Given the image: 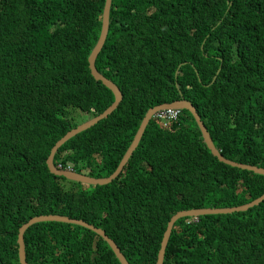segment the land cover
<instances>
[{
	"label": "trees",
	"instance_id": "1",
	"mask_svg": "<svg viewBox=\"0 0 264 264\" xmlns=\"http://www.w3.org/2000/svg\"><path fill=\"white\" fill-rule=\"evenodd\" d=\"M105 2L0 0V264H21L20 227L50 214L102 228L129 264H156L177 212L264 194V174L220 161L187 109L168 125L154 116L108 184L50 171L54 145L115 100L89 64ZM96 67L122 101L61 146L56 166L111 176L147 111L184 97L222 155L264 168V0H113ZM24 239L28 264H122L78 224L38 222ZM164 264H264V201L179 219Z\"/></svg>",
	"mask_w": 264,
	"mask_h": 264
},
{
	"label": "water",
	"instance_id": "2",
	"mask_svg": "<svg viewBox=\"0 0 264 264\" xmlns=\"http://www.w3.org/2000/svg\"><path fill=\"white\" fill-rule=\"evenodd\" d=\"M113 0H106L105 6L103 9V15H102V28H101V33L99 36V39L93 48L90 56H89V64H90V69L92 75L95 77L96 80H100L105 84L108 88H110L113 93L115 94V100L109 106L104 112L99 114L98 116H95L93 118H90L80 125H78L76 128H73L70 130L65 136H63L52 148L50 156L47 160L48 167L50 171L53 174L59 175V176H65L69 180H74L77 182H82L90 185H103V184H108L112 180H114L117 176H119L120 172L124 169L126 164L128 163L130 157L132 156L134 150L137 148L139 145V142L145 133V130L150 122V120L156 116V114L163 109H169V108H176V109H187L189 110L195 117L201 131H202V136L207 144L208 148L210 151L215 155L220 161L229 164L234 167H239L242 169H248L250 171H254L255 173L259 174H264V168L261 167L260 165H251V164H243L231 159L226 158L220 150L217 148L215 145L211 134L202 121L196 107L193 105V103L184 98L181 97L180 100H177L173 103H165L162 105H158L155 107L150 108L145 117L143 118L140 127L131 143L129 146L128 150L126 151L123 159L121 160L118 168L116 171L109 177H94V176H89L86 174H82L79 172H76L73 169L70 168H61L60 166H56L54 163L55 155L59 148L63 146L68 140H70L72 137L75 135L81 133L82 131L87 130L88 128L92 127L93 125L97 124L101 119L106 118L109 114H111L119 105V103L122 101L123 94L119 86L110 78H107L105 75H103L102 72H100L97 67H96V59L98 57V54L102 50L106 39L107 35L109 32V27H110V13H111V7H112ZM178 74V71L176 72ZM262 201H264V194L257 199L253 200L250 203L241 205V206H235V207H226V208H215V207H206V208H200V209H190V210H182L177 212L172 218L170 219L167 229L164 233L163 240L161 243V248L158 253V259L156 264H164V258H165V253L166 249L171 237V233L173 231L175 223L183 218V217H193L196 218L200 215H208V214H228V213H234V212H239V211H247L248 209L259 205ZM44 221H57V222H66V223H73V224H78L84 227H87L99 235H101L111 246V248L114 250L116 256L120 259L122 264H129L128 260L122 253L121 249L118 247V245L114 242L113 239H111L103 230L102 228H99L93 224H89L88 222L81 220V219H75V218H70L69 216H64V215H58V214H50V215H41V216H36L31 218L28 222L23 224L20 229H19V235H18V243H19V257H20V262L21 264H28L27 259H26V245H25V239H24V234L26 230L32 226L35 223L38 222H44Z\"/></svg>",
	"mask_w": 264,
	"mask_h": 264
},
{
	"label": "built area",
	"instance_id": "3",
	"mask_svg": "<svg viewBox=\"0 0 264 264\" xmlns=\"http://www.w3.org/2000/svg\"><path fill=\"white\" fill-rule=\"evenodd\" d=\"M180 112H181V109H176V108L163 109V110H160L156 114V117L164 125H168L170 120H174V119H177L179 117Z\"/></svg>",
	"mask_w": 264,
	"mask_h": 264
},
{
	"label": "rangeland",
	"instance_id": "4",
	"mask_svg": "<svg viewBox=\"0 0 264 264\" xmlns=\"http://www.w3.org/2000/svg\"><path fill=\"white\" fill-rule=\"evenodd\" d=\"M182 110V109H181ZM70 169H72V168H70Z\"/></svg>",
	"mask_w": 264,
	"mask_h": 264
}]
</instances>
